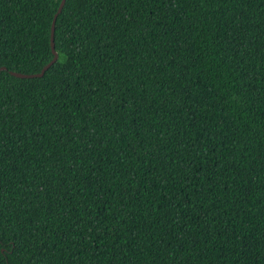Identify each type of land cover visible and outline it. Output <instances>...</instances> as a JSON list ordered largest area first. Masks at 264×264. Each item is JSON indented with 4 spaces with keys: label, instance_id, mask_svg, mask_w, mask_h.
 I'll return each mask as SVG.
<instances>
[{
    "label": "trees",
    "instance_id": "16d2710c",
    "mask_svg": "<svg viewBox=\"0 0 264 264\" xmlns=\"http://www.w3.org/2000/svg\"><path fill=\"white\" fill-rule=\"evenodd\" d=\"M0 0V264H264V0Z\"/></svg>",
    "mask_w": 264,
    "mask_h": 264
},
{
    "label": "water",
    "instance_id": "95a60500",
    "mask_svg": "<svg viewBox=\"0 0 264 264\" xmlns=\"http://www.w3.org/2000/svg\"><path fill=\"white\" fill-rule=\"evenodd\" d=\"M66 1L67 0H62L61 5L58 9V12L56 13L54 20H53V23H52L51 46H52V51L54 54V59L48 65H46L40 73L23 74V73H18V72H10L11 75L18 77V78H24V79L40 78V77H43L45 75V73L58 61L59 55L55 49V28H56L57 18L61 14ZM3 70H7V68H5V67L0 68V71H3Z\"/></svg>",
    "mask_w": 264,
    "mask_h": 264
}]
</instances>
